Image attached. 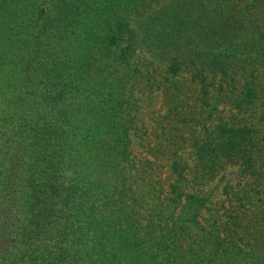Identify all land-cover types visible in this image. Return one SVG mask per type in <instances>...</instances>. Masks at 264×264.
I'll return each instance as SVG.
<instances>
[{
  "label": "trees",
  "instance_id": "16d2710c",
  "mask_svg": "<svg viewBox=\"0 0 264 264\" xmlns=\"http://www.w3.org/2000/svg\"><path fill=\"white\" fill-rule=\"evenodd\" d=\"M0 4V264H241L237 241L199 221L208 197L189 186L180 148H165L178 133L133 156L140 91L158 81L134 66L128 34L147 0ZM172 57L165 82L182 70ZM213 130L193 139L201 178L234 160L264 176L253 128ZM161 151L174 177L165 192L152 183Z\"/></svg>",
  "mask_w": 264,
  "mask_h": 264
},
{
  "label": "rangeland",
  "instance_id": "374dc122",
  "mask_svg": "<svg viewBox=\"0 0 264 264\" xmlns=\"http://www.w3.org/2000/svg\"><path fill=\"white\" fill-rule=\"evenodd\" d=\"M147 2L149 12L131 25L128 34L134 66L155 75L160 83L154 82L151 92L149 88L140 91L141 107L134 126L143 128L144 135L134 138L133 156L146 159V150L161 142L164 132L178 133V145L165 139V148L167 154L180 148L179 156L191 166L186 175L189 186L195 185L193 190L208 197L199 221L208 229L215 220L222 236L237 241L243 248L241 264H264V176L244 173L241 163L234 160L225 161L213 176L201 178L202 168L195 169L198 160L193 158V139H202L211 129L214 133L215 126L228 122L254 129L264 163V0ZM171 8L169 16L174 17L158 22L159 11ZM152 12H157L156 19L150 17ZM163 20L176 25L170 28ZM174 55L182 70L165 82ZM247 85L257 94L253 104L247 102ZM139 138L144 139L140 142ZM168 160L161 151V176L152 178V183L158 181L165 187L163 192L174 180L169 178Z\"/></svg>",
  "mask_w": 264,
  "mask_h": 264
}]
</instances>
